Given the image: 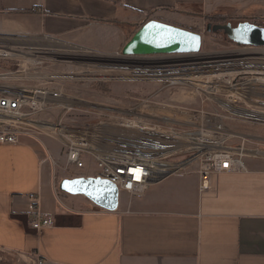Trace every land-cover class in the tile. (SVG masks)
<instances>
[{"label": "built area", "instance_id": "built-area-1", "mask_svg": "<svg viewBox=\"0 0 264 264\" xmlns=\"http://www.w3.org/2000/svg\"><path fill=\"white\" fill-rule=\"evenodd\" d=\"M96 52L47 35L0 32V144L48 136L62 147L66 172L91 165V177L130 198L187 173L198 175L199 192L205 193L213 175L243 171L245 159L264 157L246 146L256 138L243 133L264 129V47L234 44L221 51L146 56ZM108 82L158 89L135 108L107 112L113 115L94 122L67 121L76 111L102 112L68 94L67 85ZM171 90L188 102L152 100ZM27 200L30 227L53 226L39 211L38 194Z\"/></svg>", "mask_w": 264, "mask_h": 264}, {"label": "crops", "instance_id": "crops-1", "mask_svg": "<svg viewBox=\"0 0 264 264\" xmlns=\"http://www.w3.org/2000/svg\"><path fill=\"white\" fill-rule=\"evenodd\" d=\"M210 1L0 0V32L114 53L149 20L183 29L185 20H204ZM114 36L115 46L105 48ZM246 160L243 171L213 175L205 193L197 174H180L137 200L124 193L133 200L125 206L119 193L117 211L106 212L56 190L41 138L0 144V250L18 264H264V162ZM30 193L53 226L30 227Z\"/></svg>", "mask_w": 264, "mask_h": 264}, {"label": "rangeland", "instance_id": "rangeland-1", "mask_svg": "<svg viewBox=\"0 0 264 264\" xmlns=\"http://www.w3.org/2000/svg\"><path fill=\"white\" fill-rule=\"evenodd\" d=\"M207 7L211 10L209 12V15H203L205 16L204 20L192 18L189 20H185L183 23L187 25L184 29L199 33L203 36L202 46L200 50L201 53L221 51L233 46V44H230L225 40L223 34L208 33L206 31V25L208 24H232L233 26H235L243 22H249L255 25L257 24L258 26H260V28H264V0H211ZM208 17H211V19H208ZM117 38V36H114L111 39L108 37L107 42L104 44L106 46L105 48L109 49L110 47H114ZM99 52L101 53V51H98L96 53L98 54ZM120 52L121 49L114 53H104H106L107 55H114ZM97 57L101 61L110 62L117 60L116 58H113V56L97 55ZM157 89L158 87L156 85L124 82L67 85L65 90L68 94L86 101L89 106L93 107V109L102 111H90L88 113L76 111L67 115V121L75 120L78 122H94L99 118H102L101 116L104 117L113 115L112 113L107 112H121L127 109L135 108L140 103V101L155 94ZM152 100L155 102L166 103L174 101L188 102L187 100H185V97L181 93H176L173 90L161 92L154 96ZM243 133L247 136L256 138L255 143H248L246 144V146L257 148L260 151L264 152V129H246L243 131ZM40 138L41 141H43L44 144L49 148L50 155L54 163V176L57 184V191L59 183L63 179H72L76 177L93 175L94 169L91 165L90 168L85 171L66 172L64 169V151L60 144H58L56 140L48 136L41 135L36 137V139ZM260 140H262V142H260ZM252 160L264 162V157ZM246 162L247 160L245 159L244 163L246 164ZM49 174H52L51 168ZM177 178L178 177H172L171 180ZM45 193L46 192L44 190V195ZM45 198L47 197H44V199ZM131 199L127 198L124 193H120L121 206H125L129 201H133ZM135 200L137 199L135 198ZM83 201L90 207L98 209L86 199ZM0 264H18V257L11 253L0 250ZM19 264L24 263L22 261H19ZM29 264L34 263L31 262Z\"/></svg>", "mask_w": 264, "mask_h": 264}, {"label": "water", "instance_id": "water-1", "mask_svg": "<svg viewBox=\"0 0 264 264\" xmlns=\"http://www.w3.org/2000/svg\"><path fill=\"white\" fill-rule=\"evenodd\" d=\"M208 33H222L237 46L264 47V28L253 23L206 25ZM203 36L177 26L149 20L144 23L121 48L123 56L166 54H197ZM58 190L71 196H81L95 207L115 212L119 206V191L107 180L83 176L63 179Z\"/></svg>", "mask_w": 264, "mask_h": 264}, {"label": "trees", "instance_id": "trees-1", "mask_svg": "<svg viewBox=\"0 0 264 264\" xmlns=\"http://www.w3.org/2000/svg\"><path fill=\"white\" fill-rule=\"evenodd\" d=\"M208 19H211V17H208ZM244 23V22H243ZM212 25V24H211ZM216 25V24H215ZM232 25V24H231ZM257 25V24H256ZM235 26H237V25H235ZM212 33V32H211ZM212 34H217V33H212ZM219 34V33H218ZM222 34V33H221ZM223 37L225 38V40L228 42V43H230V44H233L231 41H229L228 39H227V37L225 36V35H223ZM234 45V44H233Z\"/></svg>", "mask_w": 264, "mask_h": 264}]
</instances>
